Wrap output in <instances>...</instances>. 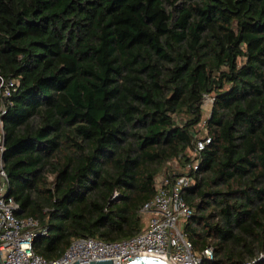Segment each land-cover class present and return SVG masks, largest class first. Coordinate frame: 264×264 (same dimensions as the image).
I'll use <instances>...</instances> for the list:
<instances>
[{"label": "trees", "instance_id": "16d2710c", "mask_svg": "<svg viewBox=\"0 0 264 264\" xmlns=\"http://www.w3.org/2000/svg\"><path fill=\"white\" fill-rule=\"evenodd\" d=\"M0 73L8 194L46 229L37 254L139 233L156 179L190 175L200 264H264V0H0Z\"/></svg>", "mask_w": 264, "mask_h": 264}, {"label": "built area", "instance_id": "2783aa9c", "mask_svg": "<svg viewBox=\"0 0 264 264\" xmlns=\"http://www.w3.org/2000/svg\"><path fill=\"white\" fill-rule=\"evenodd\" d=\"M15 90V81L0 73V264H72L76 260L85 263L90 260L111 259L112 264H126L136 256L161 258L168 264H200L201 256L195 254L193 242L179 226L192 214L183 189L193 183L190 175L173 179L160 176L155 181V192L140 209L149 215L145 228L139 233L118 241L106 242L92 237L74 238L63 254L46 259L32 248L33 238L40 229L39 221L33 216L17 215L18 203L8 194L9 181L4 168V130L1 115L5 99ZM211 98L205 96L206 101ZM209 141L206 137L196 142L201 150ZM208 246L201 254L212 257Z\"/></svg>", "mask_w": 264, "mask_h": 264}, {"label": "water", "instance_id": "95a60500", "mask_svg": "<svg viewBox=\"0 0 264 264\" xmlns=\"http://www.w3.org/2000/svg\"><path fill=\"white\" fill-rule=\"evenodd\" d=\"M72 264H112L111 259H104V260H90L85 263H80L78 260L73 262ZM126 264H168L161 258L153 257V256H136Z\"/></svg>", "mask_w": 264, "mask_h": 264}, {"label": "rangeland", "instance_id": "374dc122", "mask_svg": "<svg viewBox=\"0 0 264 264\" xmlns=\"http://www.w3.org/2000/svg\"><path fill=\"white\" fill-rule=\"evenodd\" d=\"M211 102L210 101H206V103L203 105L202 107V112H203V120L202 122L199 124V127L201 129V132H200V135L201 137L203 138L204 136H207V131L205 129V126H204V121L209 117L210 115V112H211ZM170 166L173 168V169H178V165L173 161L170 163ZM142 222L143 224H145L147 222V214H143V218H142ZM184 224H185V221H181L179 223V226L182 230H184ZM146 225V224H145ZM195 254L197 255H200V252L195 250ZM264 257V255H263Z\"/></svg>", "mask_w": 264, "mask_h": 264}]
</instances>
